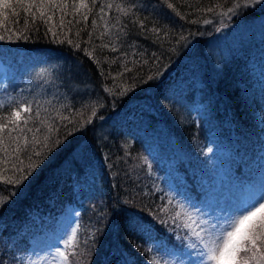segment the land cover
<instances>
[{
	"label": "trees",
	"instance_id": "1",
	"mask_svg": "<svg viewBox=\"0 0 264 264\" xmlns=\"http://www.w3.org/2000/svg\"><path fill=\"white\" fill-rule=\"evenodd\" d=\"M104 2L120 4L135 15L124 16L113 7L106 9L108 15L101 20L97 13ZM170 2L182 14L188 13L187 18L176 16L159 0H98L86 30L80 33V48L86 49L91 58L67 43H53L39 20L35 24L38 31L31 30L29 23V40L0 43V53H22L30 58L18 64L23 77L16 76L0 89V93H8L0 96V101L6 102L9 96L27 99L43 105L48 112L59 108L64 115L71 113L76 121V126L64 121L67 127L53 133L63 143L46 151L47 158L19 187L3 183L11 175L10 166L9 171L0 173V189L6 190L0 191V197H8L0 206L3 264H16L28 252L32 230L21 231L34 225V215L52 217L68 205L75 209L82 225L86 224L79 236L85 245L83 254L77 250V256H70L71 264H115L117 256L120 264H143L152 251L153 239L174 247L180 244L169 197L155 183L150 163L163 167L169 164L171 170L179 167L187 174L190 192L201 198V193L208 194V189L200 192L199 186L205 182L202 167L213 136L218 137L220 155L225 159L232 158L234 152L226 145L237 144L235 153H247L250 145L260 143L264 36L250 37L249 43L242 45L233 41L234 36L219 40V21H229V15L218 13L233 0ZM213 5L220 6L215 14L206 11ZM59 15L56 13L49 26L59 23ZM263 15L264 10L245 8L234 21L249 20L252 25ZM117 17L122 21L119 32L113 27ZM25 18L30 16L21 10L18 24L12 23L16 18L11 14L4 23L23 29ZM65 19L75 24L76 18ZM134 19L142 20L146 29L133 24ZM197 19L200 22H189ZM152 27L162 30L161 39L150 31ZM80 28H85L83 20L66 34L75 40ZM89 32L92 43L85 42ZM101 33L105 35L97 38ZM181 36L186 39L180 40ZM216 41L219 44L214 46ZM113 42L115 52L111 51ZM105 44L108 46L103 47ZM133 61L140 63L134 66ZM157 69L162 75L144 83L148 75L157 74ZM125 88L131 90L121 95ZM197 102L205 103L204 115L194 111ZM69 131L71 135H67ZM171 143L182 153V162H172ZM13 191L15 195H11ZM121 212L143 220L134 231H125ZM39 223L44 221L39 219Z\"/></svg>",
	"mask_w": 264,
	"mask_h": 264
},
{
	"label": "snow or ice",
	"instance_id": "2",
	"mask_svg": "<svg viewBox=\"0 0 264 264\" xmlns=\"http://www.w3.org/2000/svg\"><path fill=\"white\" fill-rule=\"evenodd\" d=\"M97 2L98 0H91V4H89V0H0V43L15 44L20 40H29L28 25L31 23V30L38 31L35 24L39 20L46 26L45 35H50L53 43H67L77 51H85V54L91 58V54L86 49L80 48V33L86 30L89 14L97 7ZM159 2L181 19L187 18L188 13L182 14L170 0H159ZM184 2L186 3L187 0ZM261 3H264V0H242V2L233 0L230 6L222 8L218 14L228 16L235 14L241 8H251ZM113 7L124 16L135 15L120 4L112 2L101 3L97 15L101 20H104L108 15L106 9L110 10ZM217 7L220 6H210L206 11L215 14ZM21 10L30 16V19L25 18V27L19 29L6 26L4 22L9 20V14L16 18L12 22L13 24L19 23ZM199 11H205V9H199ZM56 13L60 14L59 23H52L49 26V22L53 21ZM68 16L76 18L75 24H73V20L65 19ZM81 20L85 22V28L76 31L75 40L69 38L66 33L80 24ZM189 22L195 24L200 21L197 19ZM203 22L211 23L207 19H204ZM132 23L138 24L142 30L146 29L142 20L134 19ZM121 24V19L117 17L113 27L119 32L121 29L118 26ZM92 27L95 31V19L92 21ZM150 31L157 39L162 38L161 29L152 27ZM104 35L105 33H101L97 38H102ZM179 39L185 40L186 38L181 36ZM85 42L92 43V32L88 33V40ZM107 46V44L103 45V47ZM171 50L175 51V49ZM111 51H117L114 42ZM158 59L157 57L156 60L158 61ZM115 62V60L112 61V63ZM139 63V61H133L134 66ZM144 63H147V60ZM121 67L125 66L122 64ZM125 70L131 72L132 68H125ZM101 74L103 75V71ZM158 75H162L159 69H157L156 75H148L143 82L148 83L155 80ZM130 90V88H125L120 94L124 95ZM110 94L115 95L116 93L111 92ZM53 113L55 114L53 115ZM95 116L96 110L93 108L92 117ZM64 121L76 126L72 114L64 115L59 108L48 112V109L39 103L11 96L6 102L0 101V166H4L0 168V173L9 171V166L11 171V175L3 183L16 188L28 180L39 164L47 158L46 151L52 150L53 147H59L63 143L59 136L54 137L53 133H59L60 127H67ZM87 123H91V119H88ZM82 126V124L79 125V127ZM67 135H71V131ZM235 183L241 187L244 195L238 200L232 201L227 207L207 205L203 212L204 215L211 212L210 218L194 217L186 211H178L172 216L173 221L178 222L177 227L184 230V237L181 239L189 240L187 248L190 251L184 252L187 257L186 264H264V187H257L254 182L246 181L243 178L236 179ZM0 191L6 190L0 189ZM15 194L14 191L11 193V195ZM7 199V196L0 197V206H3ZM193 207L196 206L193 205ZM164 211L167 212V209ZM121 216L123 218L121 227L125 231H134L138 227V221L143 220V217L124 215L123 212H121ZM182 216L186 217L183 221H181ZM80 246L78 229H72L70 235L64 240V247L55 249L52 264H71L69 257L77 256V249ZM0 264H3V261H0ZM115 264H120L119 256L116 257ZM151 264H159V262L153 259Z\"/></svg>",
	"mask_w": 264,
	"mask_h": 264
},
{
	"label": "rangeland",
	"instance_id": "3",
	"mask_svg": "<svg viewBox=\"0 0 264 264\" xmlns=\"http://www.w3.org/2000/svg\"><path fill=\"white\" fill-rule=\"evenodd\" d=\"M243 9L245 8H241L235 14L229 15V21L225 20L228 23L219 21L220 26L218 29L221 28L222 30L220 32V41L234 36L235 39L233 41L236 40L242 45V42L249 43L250 37L264 36V15L252 23V25L249 24V20L234 21V18H238L239 15L243 14ZM251 9L264 10V3L257 4L251 7ZM227 24H229L228 27H226ZM217 44H219V41H216L214 46ZM23 58L22 53L15 55L4 53L0 55V89L5 83L8 85V83L12 82V79H16V76L19 75L18 79L23 77L22 71L18 67L19 62ZM23 60L30 61V58L26 57ZM17 81L19 80H15V83ZM24 84H28V82L24 81ZM7 94V91H4L0 93V96L5 97ZM195 110L204 115L207 112L205 103L197 102L194 106ZM260 125L262 127L260 143L258 145H250L247 153L244 151L235 153V148L238 146L236 143V145H226L228 149L234 151L232 158L225 159V157H221L219 149L222 145H217L219 142L217 136H213L210 139L206 150V156L208 155L210 160L208 159L209 157L205 156L207 160L204 159L202 167V170L206 171V178L204 184L199 186L200 192L208 189V194L201 193V198L190 192L186 178L187 174L179 167L171 170L169 164L163 167L161 163L155 165L150 163L149 168L152 170V176L156 178L155 183L159 185V188L167 198L169 197L171 218L178 211H186L188 214L198 218H210L211 212H208L207 215H204L203 212L207 205L212 207H227L232 201L238 200L244 195L241 187L235 183V180L238 178L254 182L257 187H264V120H261L259 127ZM232 137L236 138L237 136L233 135ZM251 152H253V156L250 157ZM169 153L172 154V162H182V153L175 144L171 143V151ZM243 156L249 157L243 159ZM162 167L164 168L163 171ZM185 167L189 168L187 165ZM193 205L196 207H193ZM74 210L72 206L68 205L62 207V210L52 217L44 215L39 218L38 215H34V225L31 224L21 231V233H24L25 230H32L30 237H28L30 244L26 249L28 252H26L25 256H20L16 264H52L55 249L57 247H64V240L70 235L72 229H78V238L81 246L77 250L81 251L80 255L83 254V247L85 245L83 240L81 242L79 236L83 235L86 224L82 225L78 214ZM39 219H42L44 223H39ZM184 219L186 217L182 216L181 221ZM177 223L176 221V226ZM177 229L179 230V234L176 235L180 240L179 246L174 247L171 244H163L161 240L153 239L152 251L143 264H151L153 259H156L159 264H165V262L166 264H181V262L186 264L187 257L184 255V252L190 251L187 248L189 240L187 238L181 239V237H184L183 228L177 227ZM84 236H86L85 233Z\"/></svg>",
	"mask_w": 264,
	"mask_h": 264
},
{
	"label": "bare ground",
	"instance_id": "4",
	"mask_svg": "<svg viewBox=\"0 0 264 264\" xmlns=\"http://www.w3.org/2000/svg\"><path fill=\"white\" fill-rule=\"evenodd\" d=\"M255 145H258V144H255Z\"/></svg>",
	"mask_w": 264,
	"mask_h": 264
}]
</instances>
